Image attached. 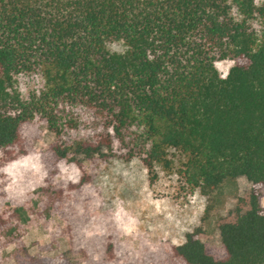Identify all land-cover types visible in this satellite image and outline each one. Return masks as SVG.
I'll list each match as a JSON object with an SVG mask.
<instances>
[{"label": "trees", "instance_id": "1", "mask_svg": "<svg viewBox=\"0 0 264 264\" xmlns=\"http://www.w3.org/2000/svg\"><path fill=\"white\" fill-rule=\"evenodd\" d=\"M236 60L224 78L214 63ZM43 123L54 162L117 155L180 175L209 196L250 188L216 223L220 257L200 230L169 264H264V0H0V165L28 151ZM0 249L16 264H63L27 253L0 214Z\"/></svg>", "mask_w": 264, "mask_h": 264}, {"label": "rangeland", "instance_id": "2", "mask_svg": "<svg viewBox=\"0 0 264 264\" xmlns=\"http://www.w3.org/2000/svg\"><path fill=\"white\" fill-rule=\"evenodd\" d=\"M237 63L214 67L224 78ZM23 134L27 153L0 165V214L10 216L27 253L63 264H169L170 248L195 229L220 257L216 223L250 188L238 178L209 196L191 190L174 152L170 171L156 165L149 172L137 159L117 155L80 166L54 162L53 136L43 123L25 126ZM259 201L264 208V187ZM14 248L0 249V264H16Z\"/></svg>", "mask_w": 264, "mask_h": 264}]
</instances>
